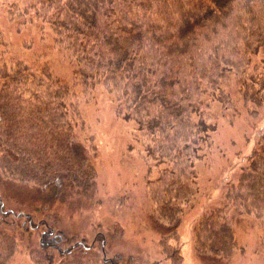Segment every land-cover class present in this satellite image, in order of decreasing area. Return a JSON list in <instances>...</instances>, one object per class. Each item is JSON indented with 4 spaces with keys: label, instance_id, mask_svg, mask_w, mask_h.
Here are the masks:
<instances>
[{
    "label": "trees",
    "instance_id": "1",
    "mask_svg": "<svg viewBox=\"0 0 264 264\" xmlns=\"http://www.w3.org/2000/svg\"><path fill=\"white\" fill-rule=\"evenodd\" d=\"M7 14L19 34L49 33L75 71H57L45 56L15 46L10 54L0 39V48L9 47L0 51V178L92 198L97 148L84 135L83 105L103 90L117 117L134 126L162 230L159 253L184 264L179 229L200 196L199 165L221 119L239 116L235 97L254 119L264 111V0H32L16 1ZM247 219L258 225L264 257V132L222 204L197 221L195 253L230 264L240 249L237 227ZM100 246L74 238L57 254L31 256L37 264H114ZM17 251L16 238L0 229V264H11Z\"/></svg>",
    "mask_w": 264,
    "mask_h": 264
},
{
    "label": "rangeland",
    "instance_id": "2",
    "mask_svg": "<svg viewBox=\"0 0 264 264\" xmlns=\"http://www.w3.org/2000/svg\"><path fill=\"white\" fill-rule=\"evenodd\" d=\"M16 1L32 0H0V39L9 44L10 54L15 46L22 54L36 52L45 56L57 71H75L74 66L61 60L49 33L41 39L35 28L20 34L14 30L7 9ZM29 44L33 45L32 51L23 48ZM2 50L8 51L9 47ZM235 99L239 116L233 122L232 115L221 119L213 138L214 148L199 165L202 194L185 213L179 229L184 264H225L195 253L194 228L205 211L222 204L228 182L238 177L264 132V111L254 119L242 109L239 98ZM83 108L87 116L84 135L94 138L97 148L92 153L98 171L94 195L86 198L66 186L42 192L0 178V229L14 236L18 243L11 264H37L32 260L33 253L51 249V253L57 254V249L62 251L74 238L99 251L103 243L105 258L114 264H170L157 247L162 230L155 222L146 195L147 166L134 143L133 124L117 117L110 96L100 89ZM259 233L255 222H241L237 227L240 249L230 264H264L258 251Z\"/></svg>",
    "mask_w": 264,
    "mask_h": 264
}]
</instances>
